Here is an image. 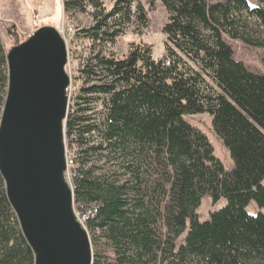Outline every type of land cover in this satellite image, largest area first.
Wrapping results in <instances>:
<instances>
[{"label": "trees", "instance_id": "obj_1", "mask_svg": "<svg viewBox=\"0 0 264 264\" xmlns=\"http://www.w3.org/2000/svg\"><path fill=\"white\" fill-rule=\"evenodd\" d=\"M143 1L153 9L159 0H117L111 11L103 0L61 2L69 20L82 14L92 18L93 26L80 34L96 46L114 45L128 24L143 35L150 25ZM160 1L169 13L162 30L164 57L155 61L144 42L132 43L123 59L100 50L88 58L83 87L69 110L66 134L89 145L83 149L75 139L66 145L79 151L75 208L93 209L84 226L100 232L116 256L108 262L97 257L94 264H264V215L246 212L251 202L264 211V149L255 146L264 134V75L239 64L223 37L227 32L240 39V16L246 13L263 29L246 41L264 49V9H251L247 0L211 7L206 0ZM10 37L22 45L13 31ZM7 55L0 35V120L8 91ZM198 114L213 117L233 170L222 166L209 139L184 119ZM101 129L100 141L95 136ZM103 151L107 154L98 155ZM92 159H104L103 169L116 165L122 174L113 178L123 184L115 187L97 176V161L88 166ZM4 185L0 174V264H35ZM158 195L169 202L153 209L151 200ZM207 195L228 204L202 225L196 209ZM187 221L190 231L177 245Z\"/></svg>", "mask_w": 264, "mask_h": 264}, {"label": "water", "instance_id": "obj_2", "mask_svg": "<svg viewBox=\"0 0 264 264\" xmlns=\"http://www.w3.org/2000/svg\"><path fill=\"white\" fill-rule=\"evenodd\" d=\"M59 34L44 26L9 50L0 174L35 264H93L90 235L76 219L65 178L70 76Z\"/></svg>", "mask_w": 264, "mask_h": 264}, {"label": "rangeland", "instance_id": "obj_3", "mask_svg": "<svg viewBox=\"0 0 264 264\" xmlns=\"http://www.w3.org/2000/svg\"><path fill=\"white\" fill-rule=\"evenodd\" d=\"M62 0H0V18L4 17V20H0V35H1V44L4 47V50L6 52H9L11 48L17 46L16 45V39L11 36V31L16 33L20 40L23 42L26 41L32 34L41 27L44 26H53L57 27V29L60 32V35L65 40L68 53H69V60H70V70L72 73V81L70 79V84L72 86L71 90V98L69 102V110L72 109L75 103V95L80 93L81 88L83 87L84 79L82 76V70L84 69L85 65L87 64L88 58H91L95 54H97L100 50H103V55L115 58H125L131 50H132V43H135L137 45L140 44V42H144L149 48H151L152 57L155 61L158 59L164 57V55L167 52V46L165 44V36L163 34L164 27L167 25L169 21V13L167 9L163 6L161 1L159 0L157 2L156 7L153 9L149 6V4L145 1L144 8L146 12L148 13V20H149V27L143 31V35H138L134 31L136 29L135 26L127 25V31L125 32L124 36L117 39L116 43L113 44H97L96 46L93 45L92 41L88 40L87 38L83 37L81 35V31L83 29H88L93 26L94 22L92 18L86 14L73 16V18H67L64 14V10L62 7ZM117 0H103L104 5L107 10L111 11V9L114 7ZM232 2L235 0H206V4L208 7L218 5V4H225L226 2ZM249 6L251 9L255 8H263L264 9V3H262V0H247ZM61 16H63L61 18ZM241 20L240 27L241 34H239L240 39H235L233 36L230 35V33L223 32V37L225 40L228 41V44L233 48V51L235 52V60L241 64L244 65L249 71H251L254 74H260L264 75V49L260 47H255L253 44H250L246 40H249L252 38V36H259L262 34L263 29L261 27L260 21L256 18H252L250 15L248 16L246 13H243L240 16ZM239 18V19H240ZM245 27V28H244ZM11 30V31H9ZM222 31H225V29L222 28ZM251 35V38L249 39ZM252 40V39H251ZM218 90V89H217ZM8 92V91H7ZM220 92V90H218ZM68 94V93H67ZM98 109V112L101 110L98 106L96 107ZM68 110V113H69ZM71 117V116H70ZM69 116H67L68 121ZM190 125H192L194 128L201 131L211 143L214 154L213 156L216 157L222 164V166L227 170L231 171L234 169V164L231 158L230 152L226 149L223 142L219 139L217 134L214 131L213 128V117L209 114H198V115H192V116H186L184 118ZM104 130L101 129L99 136H95L97 139L101 141L102 139V132ZM65 131V140L66 145H71L70 142H73V139H75V143L79 144L82 148H88L89 145L82 144L75 136H68ZM90 137V134H85L84 138L88 140ZM74 143V142H73ZM65 145V146H66ZM255 146L258 148L264 149V134L263 138L260 141H257L255 143ZM74 148L73 150H69L66 146V155L68 156V151L74 152V154L78 155L79 151L77 146H72ZM99 152V151H98ZM107 154V152L103 151L100 152V156ZM98 169L96 170L97 173L100 176V178H106V180H109L111 182L112 186L119 187L123 183L121 181L116 182L115 178H113L115 172L121 173V171H118L116 165L108 163L104 166L103 169V163L104 159H96ZM94 159H92L90 162L88 161V166L94 165L96 162ZM81 165V164H80ZM84 167V165H83ZM159 179L157 176L153 179L156 180ZM100 180V179H99ZM104 179V181H106ZM76 182V181H75ZM77 184V183H76ZM73 186V198L76 200V191L77 188H79V185ZM264 185V181H263ZM72 188V187H71ZM70 188V189H71ZM72 190V189H71ZM150 199V198H149ZM150 201V200H149ZM165 201V202H164ZM152 204L151 207L153 209L158 207V203L161 202L162 206L169 202V198H166V200H163V198H159L158 196H155L153 200H151ZM164 202V203H163ZM81 203V202H80ZM83 203V202H82ZM145 205H147L146 199H145ZM200 205L196 209V219L199 223L202 225L204 223H208L211 221L212 215L214 213H218L221 210H223L225 207H227L228 201L225 198H221L216 203L214 202V199L212 196H205L201 199V202H199ZM85 206V205H84ZM74 205V210L77 211V208ZM150 207V206H149ZM246 212L250 216H256L260 213L264 215V211H262L256 202H251V205L246 209ZM80 217V216H79ZM82 223H84V218H81ZM192 225L189 221L186 223V228L182 230L180 239L177 241V245L183 243L185 241L188 232L190 231V227ZM90 235L91 243H92V249L94 254V262L97 257H103L105 261L108 260H114L116 256H114V252L112 248L108 244H106V241L103 239V236L100 234V232L90 233V231H87ZM93 262V264H94ZM108 262V261H107ZM122 264H126L125 262Z\"/></svg>", "mask_w": 264, "mask_h": 264}, {"label": "built area", "instance_id": "obj_4", "mask_svg": "<svg viewBox=\"0 0 264 264\" xmlns=\"http://www.w3.org/2000/svg\"><path fill=\"white\" fill-rule=\"evenodd\" d=\"M0 20H4V17H1ZM70 60L68 62V65L66 66V72L69 74H71L70 76L72 77V73H71V70H70ZM71 81H72V78H70ZM74 86L71 82V87ZM69 91V89L67 90V92ZM78 97H79V94H78ZM71 98V95L69 94L68 96V99ZM78 155L74 154V152L72 151H68V156H67V170H65V178H66V183H68L69 187L71 188L72 185H75V179H76V175H77V171H74V161L75 160H78ZM85 206L82 205L81 210H77L76 211V214H77V217H78V220H81V218H84V223L88 221V219H91L93 218V209H89V210H85L84 208ZM80 216V217H79Z\"/></svg>", "mask_w": 264, "mask_h": 264}, {"label": "bare ground", "instance_id": "obj_5", "mask_svg": "<svg viewBox=\"0 0 264 264\" xmlns=\"http://www.w3.org/2000/svg\"><path fill=\"white\" fill-rule=\"evenodd\" d=\"M59 33H60V32H59ZM59 35H60V34H59ZM8 53H9V52H8ZM7 56H8V55H7ZM8 78H9V70H8ZM8 81H9V80H8ZM71 88H72V87H71V84H70L69 87H68L69 91L71 90ZM68 89H67V90H68ZM69 91L67 92V93H68V96H69V94L71 95V92H69ZM68 96H67V97H68ZM75 97H76V95H75ZM69 102H70V99H69ZM68 108H69V106H68ZM68 108H67V109H68ZM68 110H69V109H68ZM68 115H69V113H68ZM65 145H66V142H65ZM66 158H67V155H66ZM71 189H72V188H71ZM72 192H73V189H72ZM74 205H76V204H75V199H74V202H73V207H74ZM73 207H72V208H73ZM73 210H74V208H73ZM74 213H75V216H76L77 221L83 226V228H85L84 224H83L80 220H78V217H77V214H76V210H74ZM85 229H86V228H85Z\"/></svg>", "mask_w": 264, "mask_h": 264}]
</instances>
